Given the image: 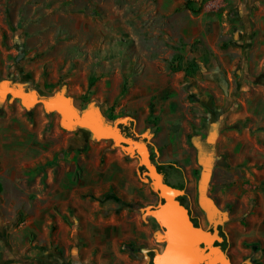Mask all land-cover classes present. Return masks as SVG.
I'll list each match as a JSON object with an SVG mask.
<instances>
[{
    "label": "rangeland",
    "instance_id": "obj_1",
    "mask_svg": "<svg viewBox=\"0 0 264 264\" xmlns=\"http://www.w3.org/2000/svg\"><path fill=\"white\" fill-rule=\"evenodd\" d=\"M0 9V89L8 86L29 94L35 92L42 99L65 95L80 112L97 107L106 123L117 125L147 143L166 182L185 189L186 203L196 222L207 229L213 224L200 204L203 171L200 157L211 155L208 193L226 213L219 226L223 247L238 264H263L264 253L258 252L255 242L244 239L245 230L241 226L244 223L234 219L238 210L236 201L225 205L220 196L225 191L219 181L230 185L234 180L233 175L224 172L226 159L219 147L215 149L201 142L207 126L214 125V134L220 133L218 118H225L235 108V98L247 91L238 89L243 79L238 78L242 67L241 57L237 56V31L224 24L247 15L240 14L238 1L0 0ZM226 55L233 60L238 58L232 69H227L221 60ZM177 67L180 70L174 71ZM125 85L127 90L123 93ZM135 88L146 92V103L150 113L153 112L144 133H135L132 121L133 115L139 114L138 109L143 108V102L136 100L134 111L120 109L124 94ZM15 103L25 109L22 117L16 115ZM172 103L176 110L170 107ZM165 108L168 110L164 111ZM115 109L119 110L117 115ZM120 118H126L127 125L119 122ZM140 121L136 119L135 123ZM189 121L194 124L192 128ZM79 130L97 138L87 126L63 125L61 113L47 110L41 102L25 105L10 91L0 95V137L7 134L14 137L13 146L0 151V158L4 157L8 167H15V146L21 145L22 151L34 143L36 147L31 150L40 155L36 171L24 180L36 188V194L48 193L49 182H79V154L76 158L73 151ZM23 135H28L29 141L22 140ZM2 139L6 141L5 137ZM112 141L116 147L120 146ZM43 150L50 154L42 157ZM125 151L139 162L135 150L125 148ZM139 175L153 199L147 208L157 207L162 203L157 187L141 166ZM8 187V193H16L10 183ZM50 188L57 195L61 193L56 186ZM53 207L64 213L59 202ZM0 209L5 214L0 223L4 245L10 246L11 231L20 223L19 217L4 207ZM44 224L51 228V234L60 230L56 217ZM38 235L39 229L31 230V242ZM149 246L161 251L165 241L153 234ZM154 254L149 253V264Z\"/></svg>",
    "mask_w": 264,
    "mask_h": 264
},
{
    "label": "crops",
    "instance_id": "obj_2",
    "mask_svg": "<svg viewBox=\"0 0 264 264\" xmlns=\"http://www.w3.org/2000/svg\"><path fill=\"white\" fill-rule=\"evenodd\" d=\"M236 1L240 3V14L247 15L224 24L237 31V56L241 57L242 67L238 78L243 79L238 89L246 88L244 94L248 97L240 92L241 96L235 98V108L225 118H218L220 133L214 134V125L207 126L201 142L215 149L219 147L226 159L224 172L233 175L234 180L230 185L219 181L221 190L225 191L220 196L225 205L236 201L238 210L233 216L237 223H244L241 225L245 230L244 239L255 242L258 252L264 253V0ZM237 59L226 55L221 60L227 69H232ZM132 90L124 94L120 109L134 111L137 110L135 101L143 102V108L138 109L139 114H134L132 121L133 131L144 133L150 125L147 95L139 88ZM14 105L16 115L22 117L25 109L20 103ZM174 106V103L170 105L172 110H176ZM118 112L115 109L114 114ZM136 119L141 121L136 124ZM122 124L127 125V120ZM188 125L192 128L194 124L189 121ZM0 138V151L13 146V135ZM28 138V135L22 136L24 141H29ZM75 141L73 151L76 158L79 154V182H49L50 187L61 190L58 195L50 187L48 193L36 194V188L24 180L36 171L40 155L33 151L34 143L22 151L21 145L15 146V167H8L4 157L0 158V206L11 215L16 214L20 221L11 231L10 246L4 245V230L0 225V264H149V253L158 251L149 242L153 234L160 240L158 237L164 230L155 217L146 213L153 199L139 175V162L122 147H116L111 138L95 139L79 130V140ZM47 154L50 152L43 150L42 157ZM8 182L16 193L7 192ZM58 202L64 213L53 209ZM4 215L0 209V223ZM54 217L60 222V230L51 234V228L44 223L52 222ZM72 221L78 224L73 226ZM38 229V238L31 242V230Z\"/></svg>",
    "mask_w": 264,
    "mask_h": 264
},
{
    "label": "water",
    "instance_id": "obj_3",
    "mask_svg": "<svg viewBox=\"0 0 264 264\" xmlns=\"http://www.w3.org/2000/svg\"><path fill=\"white\" fill-rule=\"evenodd\" d=\"M7 90L20 98L25 105L41 102L47 110H57L62 115L63 125L67 127L87 126L94 131L97 138H111L123 149L135 150L140 166L148 172L162 198L160 205L146 209V213L155 217L164 230V234L158 238L165 241V246L161 251L155 252L151 264H233L228 253L216 245L223 240L219 226L226 219V213L208 193L212 175L211 155L204 154L200 157L203 171L199 192L200 204L205 209L208 220L213 224V230L193 221L189 208L179 199L186 193L185 189L166 182L147 143L136 136L125 135L117 125L106 123L105 117L97 107L90 106L80 112L68 96L57 95L42 99L35 92L29 94L8 86L0 89V95L4 96Z\"/></svg>",
    "mask_w": 264,
    "mask_h": 264
},
{
    "label": "trees",
    "instance_id": "obj_4",
    "mask_svg": "<svg viewBox=\"0 0 264 264\" xmlns=\"http://www.w3.org/2000/svg\"><path fill=\"white\" fill-rule=\"evenodd\" d=\"M187 4H188V3H187ZM203 48H204V46H203ZM173 70H174V71H178V70H180V67L173 68ZM126 90H127V87H126V85H125V87L123 88V91H122V92L124 93ZM149 116H153V112H151ZM124 134L127 135V136H131V135L127 134L126 132H124ZM153 159H154V158H153ZM154 161H155V160H154ZM157 166H158L159 171H161L160 166H159V165H157ZM141 168L145 169V168L142 167V166H141ZM161 172H162V171H161ZM181 188H182V187H181ZM179 199L181 200L182 203H184L185 205H187V203H186L187 195H186V194L180 196ZM193 221L195 222L196 220L194 219ZM195 223H196V222H195ZM196 224H197V223H196ZM152 254H154V253L152 252Z\"/></svg>",
    "mask_w": 264,
    "mask_h": 264
},
{
    "label": "flooded vegetation",
    "instance_id": "obj_5",
    "mask_svg": "<svg viewBox=\"0 0 264 264\" xmlns=\"http://www.w3.org/2000/svg\"><path fill=\"white\" fill-rule=\"evenodd\" d=\"M187 207H188V205H186ZM189 208V207H188ZM189 212H190V215H191V217H192V219L194 220L195 218H194V216H193V214H192V211H191V209L189 208ZM196 222V221H195ZM197 224H198V222H196ZM199 225V224H198ZM211 230H213V225H212V227L210 228ZM219 229H220V227H219ZM220 234H221V229H220ZM223 244H224V240L223 241H221V242H217L216 243V245H218V246H220V248L222 249V250H224L225 251V249H224V247H223ZM226 252V251H225ZM231 258V257H230ZM231 260H232V262H233V264H238V263H236L232 258H231Z\"/></svg>",
    "mask_w": 264,
    "mask_h": 264
},
{
    "label": "bare ground",
    "instance_id": "obj_6",
    "mask_svg": "<svg viewBox=\"0 0 264 264\" xmlns=\"http://www.w3.org/2000/svg\"><path fill=\"white\" fill-rule=\"evenodd\" d=\"M7 91H9V90H7Z\"/></svg>",
    "mask_w": 264,
    "mask_h": 264
}]
</instances>
